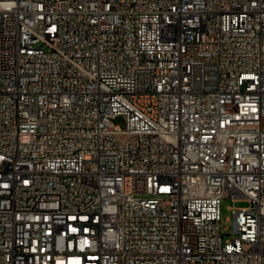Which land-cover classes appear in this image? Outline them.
I'll return each instance as SVG.
<instances>
[{
	"label": "built area",
	"instance_id": "built-area-1",
	"mask_svg": "<svg viewBox=\"0 0 264 264\" xmlns=\"http://www.w3.org/2000/svg\"><path fill=\"white\" fill-rule=\"evenodd\" d=\"M0 264H264V0H0Z\"/></svg>",
	"mask_w": 264,
	"mask_h": 264
},
{
	"label": "rangeland",
	"instance_id": "rangeland-1",
	"mask_svg": "<svg viewBox=\"0 0 264 264\" xmlns=\"http://www.w3.org/2000/svg\"><path fill=\"white\" fill-rule=\"evenodd\" d=\"M115 124L124 127L125 126V119L122 116H118L114 120ZM248 205V201L246 200H237L234 201L231 197H224L221 202V223H222V231L229 232L230 229L224 230L226 226H229V221L232 215V211L230 207L233 206H246ZM230 234H227L225 237H229Z\"/></svg>",
	"mask_w": 264,
	"mask_h": 264
}]
</instances>
